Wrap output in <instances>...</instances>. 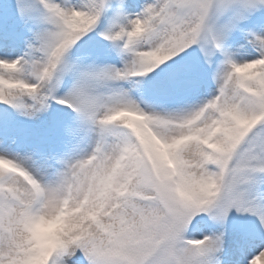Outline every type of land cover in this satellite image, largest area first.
<instances>
[{"label":"snow or ice","instance_id":"6c2138e0","mask_svg":"<svg viewBox=\"0 0 264 264\" xmlns=\"http://www.w3.org/2000/svg\"><path fill=\"white\" fill-rule=\"evenodd\" d=\"M0 264H264V0H0Z\"/></svg>","mask_w":264,"mask_h":264}]
</instances>
